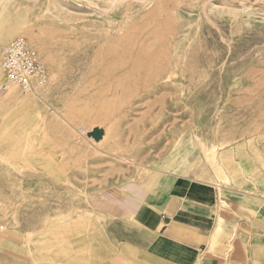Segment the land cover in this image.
I'll list each match as a JSON object with an SVG mask.
<instances>
[{
    "label": "rangeland",
    "instance_id": "obj_1",
    "mask_svg": "<svg viewBox=\"0 0 264 264\" xmlns=\"http://www.w3.org/2000/svg\"><path fill=\"white\" fill-rule=\"evenodd\" d=\"M18 38L50 79L0 95V264H264V0H0V86Z\"/></svg>",
    "mask_w": 264,
    "mask_h": 264
},
{
    "label": "built area",
    "instance_id": "obj_2",
    "mask_svg": "<svg viewBox=\"0 0 264 264\" xmlns=\"http://www.w3.org/2000/svg\"><path fill=\"white\" fill-rule=\"evenodd\" d=\"M1 71L5 82L0 86V95L8 93L13 86L30 92L46 86L50 79L38 51L23 38L15 39L5 48ZM164 228L165 224L161 222L156 230L160 232Z\"/></svg>",
    "mask_w": 264,
    "mask_h": 264
},
{
    "label": "crops",
    "instance_id": "obj_3",
    "mask_svg": "<svg viewBox=\"0 0 264 264\" xmlns=\"http://www.w3.org/2000/svg\"><path fill=\"white\" fill-rule=\"evenodd\" d=\"M188 190L191 194L201 196V197L205 198L206 200H210V199L214 198V196H213V194H211V190L209 188L203 187L199 184L198 185L189 184ZM215 199L217 200L216 197H215ZM140 202H142V201H140ZM187 204L189 205V208H191V210L194 211V213L192 215L195 216V218L208 219L212 216L214 219H216L215 216L213 215V213H211V209H213L215 207L214 204L211 205L209 203H200V202L197 203V202H190V201H187ZM217 208H220V209L223 208V200L222 201L220 200L219 206L216 207V209ZM148 210H151V209L150 208L148 209L147 205H145V204H144V207H143V205H141L137 210V212L139 214L137 219H138L139 223L142 224L143 226H149V224L151 223L150 221L153 219L152 214L151 215L147 214ZM229 219H230V217H229ZM161 222H163L165 224V228L159 232L156 229ZM166 228H167V223H166L164 218H161L157 221L156 225L154 226L153 233L161 234L162 232H164L166 230Z\"/></svg>",
    "mask_w": 264,
    "mask_h": 264
},
{
    "label": "bare ground",
    "instance_id": "obj_4",
    "mask_svg": "<svg viewBox=\"0 0 264 264\" xmlns=\"http://www.w3.org/2000/svg\"><path fill=\"white\" fill-rule=\"evenodd\" d=\"M35 34V33H34ZM30 37V40L31 42H33L36 46V48L41 52V54H46L43 47H40V43L38 44V42L36 41L35 37H33L32 35L29 36ZM32 43V44H33ZM47 55V54H46ZM45 58L47 59V61L49 62V64L51 65V67L53 68V74L57 75V71H56V64H55V59H53L52 57H50L49 55L48 56H45ZM13 88V87H12ZM12 92V94H16V92L14 90L11 89V91L9 92V94ZM98 131V130H96ZM93 138V137H92ZM95 139V138H94ZM220 231V229H219ZM171 232V231H170ZM214 240V239H213Z\"/></svg>",
    "mask_w": 264,
    "mask_h": 264
}]
</instances>
